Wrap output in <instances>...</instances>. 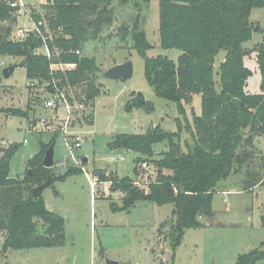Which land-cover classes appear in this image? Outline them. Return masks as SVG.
Returning <instances> with one entry per match:
<instances>
[{"label":"trees","instance_id":"16d2710c","mask_svg":"<svg viewBox=\"0 0 264 264\" xmlns=\"http://www.w3.org/2000/svg\"><path fill=\"white\" fill-rule=\"evenodd\" d=\"M128 0H53V5L42 6L48 13L46 27L40 34L31 31L23 40L11 37L20 7L12 6L13 0H0V56L19 59L14 66L25 70L27 81L36 86L46 85L59 89L83 86L86 100L100 95L94 84L97 71L94 58L82 57L80 50L90 40H96L104 26L113 22L114 3ZM159 11V44L165 50H179L177 63L166 56H144V78L157 97L176 103L183 113L182 103L190 104L194 95H200V115L191 112V124L187 125L193 145L183 151L179 143V131L168 133L159 126L149 128L143 134H116L108 143L110 150H126L139 155L135 159L133 175L137 176L142 162L153 164L155 180L148 190L137 188L133 179L119 178L115 173L104 176L105 171L94 169L102 182L110 181V189L122 194L120 211H129L137 202L173 206L174 221L167 230L165 224L157 228L162 237L175 249L187 229L202 227L200 218H211L213 197L218 185L230 176L248 167L255 155L254 138L264 137V46L251 51L242 44L252 38L254 25L250 22L252 9L264 8V0H157ZM33 24L42 15L33 8L28 10ZM259 30V28H258ZM123 39L125 32L118 33ZM144 35L137 36L140 52L148 48ZM46 47L50 57L36 52ZM220 51L225 58L219 64L218 87L215 88L214 64ZM255 53L261 75L260 93L245 90L252 72L244 66L243 57ZM54 64H75L71 71L51 70ZM0 69V85L1 74ZM28 88H31L28 86ZM79 95V96H80ZM78 96V95H77ZM132 99L125 110L143 109L150 114L154 106ZM3 109L7 116L27 117L30 110ZM90 120L88 123H91ZM188 130V129H187ZM56 133L48 143L39 144V152L27 161L23 179L9 177L10 161L19 148L10 144L0 147V264H7V254L13 250L62 247L65 243V222L60 216L48 211L42 196L33 197L32 189L48 178L49 187L55 182L82 173L80 168L68 167L63 175L56 176L52 168L43 167V157L49 147H54ZM166 142L167 151L154 159V146ZM261 171L246 168L245 190L264 186V156ZM86 162H82L84 166ZM30 170V175L28 174ZM54 194L58 193L54 189ZM264 228V214L260 217ZM264 260V241L248 253L236 257L235 264H257ZM160 264H163L160 262Z\"/></svg>","mask_w":264,"mask_h":264},{"label":"rangeland","instance_id":"374dc122","mask_svg":"<svg viewBox=\"0 0 264 264\" xmlns=\"http://www.w3.org/2000/svg\"><path fill=\"white\" fill-rule=\"evenodd\" d=\"M44 2L21 0L24 7L34 6L41 10L42 17L48 13L42 8L47 3ZM114 4L112 24L104 26L99 38L88 41L80 50L82 57L94 58L97 67L92 79L99 86L100 95L93 103L92 121L70 130L80 132L84 137L82 147L74 155L79 160L86 158L84 168L90 177L94 169L103 168L116 172L118 177L134 179L135 159L139 155L126 150H110L107 145L112 137L121 133L143 134L149 128L159 126L168 133L179 131V143L185 152L193 145L187 125L191 124L192 111L200 115L201 98L200 95H194L190 104L182 103L181 113L176 103L157 97L144 78V56L155 58L162 55L177 63L180 55L179 50L160 47L158 1L128 0L122 5L117 2ZM16 17L17 22L4 24L12 26L13 39L19 30L33 28L24 8L20 9ZM250 22L254 25V32L252 38L241 46L245 51H251L258 45L264 46V8L252 9ZM120 32L126 33L123 39L118 34ZM139 33L144 35V44L149 45L143 52H140L136 43ZM224 58L225 51H220L215 59L216 90L219 89L217 70ZM255 59L254 52L243 57L244 66L252 72L245 89L253 94L260 93L261 84ZM126 61L132 63L130 79L112 81L103 77L105 71ZM18 63L17 58L0 56L1 70ZM82 91L83 86L68 87V93L73 96ZM132 93L142 94L145 102L153 104L154 111L150 114L136 108L126 111L125 105L132 99ZM48 98L45 84L28 88L25 70L21 67H15L8 78H1L0 110H30L26 118L7 116L0 112V147L19 145L10 161L9 177L12 179L24 178L27 161L39 152L40 142L48 143L54 133L57 134L53 147L54 174L63 175L68 167L74 166L69 159L65 136L56 130L57 120L51 119L56 115L59 118L65 116V111L63 108L56 111L46 109L44 103ZM35 125L39 130H34ZM162 151H167L166 142L154 146V159ZM254 153L246 168L249 171H261L264 137L254 138ZM246 168L243 167L239 173L218 185L212 201L216 215L200 218L202 227L187 229L175 249L157 235L160 224H165L164 230H167L174 221L172 205L137 202L129 211H120L121 193L109 191L104 194L102 185H97L98 195L91 201L89 184L83 173L55 182L53 187L58 195L49 187L43 191L42 198L48 211L64 219V245L13 250L7 254L6 262L106 264V260H113L120 264H235L238 255L248 253L264 241V228L260 224V217L264 214V186L245 190ZM142 173L143 181H153L156 175L153 164L149 171ZM106 186L110 188V185ZM228 190L232 192H222ZM2 241L0 233V247ZM257 264H264V260Z\"/></svg>","mask_w":264,"mask_h":264},{"label":"built area","instance_id":"2783aa9c","mask_svg":"<svg viewBox=\"0 0 264 264\" xmlns=\"http://www.w3.org/2000/svg\"><path fill=\"white\" fill-rule=\"evenodd\" d=\"M46 2L52 6L53 0H46ZM12 6H18L20 8L25 9V14L28 13V10L26 11V8L22 5L21 2H13ZM28 15V14H27ZM44 27L45 32L48 33V38L51 39V34L48 32V29L46 27V21L44 17H41V20H39L36 24H33V28L30 30H19L17 34L15 35V40H23L27 37L28 33L31 31H34L38 34H40V28ZM37 54H44L47 57H50V53L46 47H43L39 49ZM256 61V59H255ZM75 68V64H54L51 66V70H59L61 72L64 71H71ZM36 81H28V86H36ZM48 84H45V86ZM53 88L48 90L49 92V98L44 103V106L46 109H51L56 111L58 108H63L65 111V116L59 118L57 115L52 117V120H57V131L63 133L65 136V143L67 146V150L69 152V159L74 163V167L80 168L82 173L86 175V179L89 184L90 189V199L93 202V200L97 197V185H111V182L105 181L102 182L98 175L93 174L90 177L84 166L82 165V160H79L77 157H75L74 152L82 147V144L84 142V137L81 135L80 132L77 131H71L70 128L75 127L77 125H82V123H88L92 118V109L93 105L91 101H88L85 99L83 95H76L73 96L68 93V88L59 89L55 83H52ZM34 127V130H39V127ZM55 130V132H57ZM25 143V141H24ZM122 160L123 157H120ZM152 168V164L148 162H142L138 167V174L133 179V185L137 188H140L147 192L148 190V184L153 181H143V173L142 171L146 172L149 171ZM154 172L156 173V169L153 166ZM153 172V170H152ZM104 176L106 178H109V172L105 171ZM156 177V175H155ZM149 178V176H148Z\"/></svg>","mask_w":264,"mask_h":264},{"label":"water","instance_id":"95a60500","mask_svg":"<svg viewBox=\"0 0 264 264\" xmlns=\"http://www.w3.org/2000/svg\"><path fill=\"white\" fill-rule=\"evenodd\" d=\"M14 71V66H9L2 69L3 78H8ZM103 77L112 80V81H125L132 77V63L130 61H126L122 64L115 65L114 67L108 69L103 73ZM134 100L143 104L144 98L142 94H135ZM54 151L53 147H49L44 154L43 157V167L44 168H52L54 165L53 161ZM86 158L82 159V162H86ZM28 174L30 175V170H28ZM51 184L50 178H48L44 183L34 187L31 191L33 197H40L45 189L49 188ZM106 264H119L113 260H106Z\"/></svg>","mask_w":264,"mask_h":264},{"label":"crops","instance_id":"0c3cea01","mask_svg":"<svg viewBox=\"0 0 264 264\" xmlns=\"http://www.w3.org/2000/svg\"><path fill=\"white\" fill-rule=\"evenodd\" d=\"M15 2H21V0H16ZM45 2H46V0H45ZM44 2V3H45ZM43 3V4H44ZM46 4V3H45ZM25 5V4H24ZM44 6V5H43ZM29 7L30 8H33V9H35L36 11H37V13H39L40 15H42L41 14V10H39V9H37V8H35L34 6H28V8H26V5H25V8L26 9H29ZM17 18V17H16ZM16 22H17V19H16ZM246 90V89H245ZM247 91V90H246ZM87 162V161H86ZM97 170H103V171H107V172H109V173H115L116 175H117V173L116 172H113V171H110V170H108V169H97ZM119 178H121V177H119ZM259 186V185H258ZM255 187H257V186H255ZM254 187V188H255ZM101 189H102V192L105 194H107V193H109V191H114V190H111L108 186H106V185H102V187H101ZM222 192H224V193H227V194H229L230 192H232V191H222ZM121 197H122V194H121ZM121 199V198H120ZM214 214L216 215V213L214 212ZM262 216V215H261ZM120 264V263H119Z\"/></svg>","mask_w":264,"mask_h":264}]
</instances>
